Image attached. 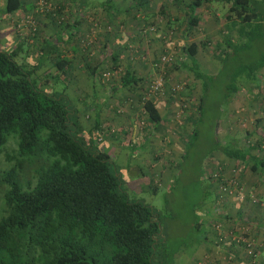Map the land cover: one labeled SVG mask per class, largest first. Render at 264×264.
Returning a JSON list of instances; mask_svg holds the SVG:
<instances>
[{"label":"rangeland","instance_id":"1","mask_svg":"<svg viewBox=\"0 0 264 264\" xmlns=\"http://www.w3.org/2000/svg\"><path fill=\"white\" fill-rule=\"evenodd\" d=\"M26 1L31 5L8 16L4 12L5 0H0V47L16 49L14 58L25 69L39 63L36 72L40 79H50L41 84L47 89L54 85L70 96L79 110L85 135L94 127L95 116L98 117L100 126L94 128L92 138L116 155L114 160L128 195L158 209L164 245L155 253V260L188 264L195 256L188 251L198 246L199 252L202 232L211 228L212 233L202 240L206 250V243L220 248L230 247L232 242L241 243L243 253L252 258L263 242L252 233L250 222L258 219L257 214L264 216V195H260L264 193L263 184L260 185L264 175L252 171L247 162L231 158L220 149L213 150L212 141L215 132L219 139L228 135L239 137L240 145L252 143L256 147L251 151L264 157V67L259 70L258 79L251 82V89L258 91L256 99H250L245 90L237 91L229 101L224 99L233 70L257 62L264 50V40L252 39L246 48L247 36L238 37L235 47H227L226 58L223 55L219 59L220 49L226 48L223 37L227 28L223 18L228 6L221 1L203 0L198 6L201 20L187 31L189 11L184 5L188 0H181L179 7L176 0H147L145 5L133 7L129 27L125 26L123 10L114 12L109 23L102 20L104 9H95L98 22L92 23L94 8H90L85 13L91 23L88 36L94 32V26L101 33L121 31L128 35L125 47H113L119 54L118 64L114 67L105 47L101 52L87 49V53L71 55L72 63L55 81L52 75L57 70L56 54L62 53L60 41H53L58 50L44 59L40 58L45 49L40 43L44 37L63 31L67 20L63 0H49L50 5L39 12L35 10V0ZM126 1L119 0L121 9ZM208 8L212 10L210 13ZM27 14L33 16L35 29L30 23L18 26V20ZM191 41L198 44L196 57L201 68L212 76L204 98V114L195 120L198 134L188 141L194 123V118L189 117L195 113L201 80L191 70L178 66V62L187 60L183 44ZM93 57L99 59L100 65L95 73L83 65ZM79 61L82 64L78 68ZM127 67L141 77L131 89L122 86L119 80V74ZM241 75L238 80L243 78ZM159 78L162 84L154 89ZM139 94L156 103L164 117L160 127L155 128L147 118ZM95 103H101L98 115ZM219 110L222 115L215 128ZM17 142L18 136L12 132L0 147V216L9 187L2 179L3 172L16 165L19 180L27 187L33 184L37 167L45 161L44 154L22 158L17 153ZM196 218L201 221L198 229L194 227Z\"/></svg>","mask_w":264,"mask_h":264},{"label":"trees","instance_id":"2","mask_svg":"<svg viewBox=\"0 0 264 264\" xmlns=\"http://www.w3.org/2000/svg\"><path fill=\"white\" fill-rule=\"evenodd\" d=\"M137 1L139 5L147 2ZM201 1H187L190 13L186 31L198 24L199 17L192 12ZM215 1L228 4L223 18L226 48L220 49L219 59L226 54L227 47L238 44V37L247 36L246 48L252 39L264 40V0ZM21 8L22 0H5V13ZM51 45L50 49L44 47L41 59L56 50ZM183 51L187 60L178 62V66L191 70L201 80L195 113L189 117L194 118L188 137L192 141L198 134L195 120L204 114V98L212 74H207L198 62L196 41L183 44ZM15 55L16 49L0 47V147L7 135L14 132L18 136L17 153L22 158L44 154L45 161L37 167L33 184L27 187L22 186L16 165L2 174L9 187L0 216V264H171L154 258L164 245L158 209L128 195L114 160L116 155L92 138L94 128L100 126L98 117L85 135L79 110L70 96L54 85L51 89L43 87L41 83L50 79H40L36 72L39 63L25 69ZM110 56L115 67L119 54L112 52ZM69 61V57L56 54L57 70L52 75L55 81L65 74ZM263 67L264 50L257 62L233 70L225 86V101L239 90L248 91L249 98L256 99L258 91L251 89V82L258 79ZM91 72L95 73L96 68H91ZM240 74L243 78L238 80ZM119 80L131 89L141 77L127 67L119 74ZM139 96L149 121L155 128L160 127L164 117L154 100ZM217 114L215 128L222 111ZM214 137L213 150L220 149L261 171L264 157L251 151L254 144L240 145L239 137L230 135L219 139L216 132ZM200 226L201 221L196 218L195 229Z\"/></svg>","mask_w":264,"mask_h":264},{"label":"crops","instance_id":"3","mask_svg":"<svg viewBox=\"0 0 264 264\" xmlns=\"http://www.w3.org/2000/svg\"><path fill=\"white\" fill-rule=\"evenodd\" d=\"M22 1H23V8L7 13L8 16L18 11L21 12L23 11V9H26L28 6L31 5L26 0H22ZM118 2L119 0H63L62 4H64V10H66L64 12L67 13V20L64 23V28L62 29L63 31L53 36L44 37L40 43L41 47L50 49V47L53 46L51 44L52 43L54 44V42L59 40L61 44V50H62L61 55L66 56V57H70L71 55H76L80 53L84 54L85 52L87 53V49H90L91 52H94L95 50L97 51L99 50L98 52H101L102 47H105L106 50L108 49L110 54L112 52L117 53L116 51H114L115 49L113 47H117V46L119 48L125 47L126 41L128 40V35H123L125 32L122 33L121 31H119V33H117L116 31L112 33L111 32L101 33V30L98 29V27L94 26V32L92 34L90 33L91 36H88L87 35L89 34L88 28L91 26V23L89 24V19L86 18L87 16H85V13H86V10L90 8H94L93 14H92L93 16H91L94 19V22L92 23H95V22L97 23L98 17H96L97 15L95 14V9L103 8L104 15L102 16V20L104 19L108 20L107 22L110 23L111 22L110 19L113 16V13L123 10V14H124L123 19H124L125 26L129 27L132 24V17L134 16L133 7L137 9L138 7H141L142 4L139 5V2L137 0L136 1L128 0V2L126 1L127 3L125 2L124 8L121 9V7L119 6L120 3ZM175 2L177 3V4L175 3V5L179 7L180 4L178 3H180L181 0H176ZM199 5H197L195 10L192 12L193 14H197L198 17L201 12L200 8H198ZM184 6L187 7V2H186V5ZM187 8L189 12H187L186 17L188 18V15L190 13V8L189 7ZM210 8H208L207 10H209ZM211 11L209 10L208 13H210ZM216 14L219 15V12L217 11ZM199 20H201L200 17L198 21ZM110 28H112V25L110 26ZM131 39H133V37H131ZM48 40H50L51 42H49ZM54 45L56 46L57 44H54ZM54 48H56V50L54 51L56 53V51L58 50L57 49L58 47L56 46ZM197 49H198V44H197ZM71 61H69L68 65L72 63ZM81 64L82 62L79 61L76 66L79 68L81 67ZM83 65H86L88 69L99 68L100 66L99 59H95L93 57L92 60L87 61ZM94 108L96 109V115H98V112L101 111V103H95ZM95 122H96V116H95ZM106 151L111 153L110 150H106ZM260 170H259L260 172H258L257 170L255 171L252 169V171L258 173L260 176H263L264 175V162ZM261 181L262 182H260L261 183L260 185L263 184L262 187H264V176L261 178ZM260 195H264V193H260ZM244 210L246 209L244 208ZM239 214L240 212L238 213V215ZM257 217H258L257 220L256 218H254L253 221L250 222L251 224L250 228L252 230V233L255 236H258V238L263 242L262 243L260 242V244L258 245V249L256 253H254L252 258L246 257V255L243 253L241 243H237L238 244L237 245L234 242H232L230 246L231 248L225 245H222L223 247L220 248V247H217L215 244L212 247L213 244L206 243V245L208 246L206 250L204 248L205 247V245L203 244L204 242L201 240L200 242L201 244L199 245V252H198V246L192 251L190 252L188 251V254L195 255L191 257V260L189 261L188 264H204V262L205 264H264V216L257 214ZM207 231L208 230L206 229L204 232V236L210 235L212 233V228H211V231H208L209 234ZM206 237H203V240L204 239L206 240L207 239ZM205 259H208V260H205Z\"/></svg>","mask_w":264,"mask_h":264},{"label":"built area","instance_id":"4","mask_svg":"<svg viewBox=\"0 0 264 264\" xmlns=\"http://www.w3.org/2000/svg\"><path fill=\"white\" fill-rule=\"evenodd\" d=\"M50 5V2L49 0H35V10L36 11H42L44 9V7L46 8V6H49ZM33 16L31 14H27V15H24V17H22L20 20H18V26H21L25 23H30V25H33ZM33 28L35 29V26L33 25ZM162 59H166L165 56H162ZM162 79L159 78L158 80H156L154 82V89H157L161 86L162 84ZM233 181H235V179H233ZM230 186V185H228ZM224 189L228 190V187H223Z\"/></svg>","mask_w":264,"mask_h":264}]
</instances>
